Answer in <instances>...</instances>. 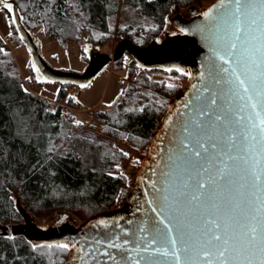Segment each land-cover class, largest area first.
<instances>
[{
    "label": "snow or ice",
    "instance_id": "6c2138e0",
    "mask_svg": "<svg viewBox=\"0 0 264 264\" xmlns=\"http://www.w3.org/2000/svg\"><path fill=\"white\" fill-rule=\"evenodd\" d=\"M0 5V11L10 14L9 26H15L13 3L0 0ZM202 16L206 23L196 32L209 41L210 55L199 74L202 83L191 85L193 97L184 105L195 115L176 125L171 146L161 150L167 153L160 170L164 179L152 181V193H145L153 195L148 203L155 205L151 211L158 219L151 228L138 226L134 244L122 239L129 233L121 230L120 235L93 239L91 245L33 244L34 251L79 247L81 264H104L97 256L111 264H156L154 256L167 257L170 264H264V0H219V7L213 5ZM221 26H226L223 35ZM29 67L38 83H54L40 76L34 62ZM164 70L192 77L180 67ZM99 223L107 227L105 220ZM108 250L119 252V258Z\"/></svg>",
    "mask_w": 264,
    "mask_h": 264
},
{
    "label": "trees",
    "instance_id": "16d2710c",
    "mask_svg": "<svg viewBox=\"0 0 264 264\" xmlns=\"http://www.w3.org/2000/svg\"><path fill=\"white\" fill-rule=\"evenodd\" d=\"M12 1L30 34L42 33L64 48L82 36L101 46L127 38L144 47L164 32L173 7H188L195 0ZM11 32L12 39L25 45L16 26ZM0 49V224L23 222L17 200L31 218L42 211L80 209L88 219L118 207L117 198L127 183L121 169L126 156L114 141H126L137 150L148 148L170 99L189 77L167 72L179 77L180 84L169 89L165 80L150 77L165 72L139 69L129 57L130 81L123 95L112 107L95 111V122L86 129L75 123L72 110L63 107L77 106L67 97L69 86L59 85L53 101L35 95L25 87L1 34ZM122 63L111 66L119 69ZM95 124L102 126L101 134L92 132ZM66 254L55 247L34 251L21 237L0 238V264H63Z\"/></svg>",
    "mask_w": 264,
    "mask_h": 264
},
{
    "label": "water",
    "instance_id": "95a60500",
    "mask_svg": "<svg viewBox=\"0 0 264 264\" xmlns=\"http://www.w3.org/2000/svg\"><path fill=\"white\" fill-rule=\"evenodd\" d=\"M9 2L13 3L17 15L16 29L20 37H24L23 41L28 48L32 62L40 69V76L45 80L54 81L60 86L79 87L81 83L91 84L97 75L108 65L120 61L124 54L128 55L136 66L140 65L141 67L138 68L142 70L166 72L164 70L166 68L180 67L186 72L192 73V77L188 78L186 85L170 99L167 113L151 135L146 155L138 167L135 180L129 189L123 191L118 207L95 214L80 224L63 219L55 226L42 229L35 224L34 219L17 200L16 209L23 222L10 225L0 224V238L21 237L31 247L33 244L55 245L57 243H75L78 246H84L86 243L91 245L93 239H103L107 234L120 235L121 230H126L129 233L122 239L127 238L133 244L136 243V236L139 235L136 232L138 226L143 224L151 228L158 219L156 214L151 211V207L155 205L148 203L153 200V195L145 193H152L150 187L152 181L158 180V178L161 181L164 179L160 175V170L164 167L162 160L166 159L167 153L161 150H167L171 146L176 125L181 120H187L189 116L195 115L191 107L185 109L184 105L193 97L195 90L191 85L202 83L199 74L204 71L205 61L210 55L209 41L203 34L196 32V28L206 23L202 13L212 8L213 5L219 7V0L210 2L200 13L190 10L189 18L180 14L174 16L171 19V24L177 33L166 35L160 41L153 40L144 47H136L129 39L124 38L115 45L112 53L91 50L88 53V63L81 73L58 71L49 66L43 59L31 34L21 23L16 4L12 0ZM225 27L221 26L219 35L224 34ZM182 28L188 30L189 34L185 35L181 32ZM221 103L224 107L228 106L223 101ZM232 108L235 110L236 105H232ZM182 112H186L187 115L181 116ZM169 117H171V121H169ZM163 186L167 187V185ZM100 220H105L107 227L101 225ZM104 250H106L104 247H100V251ZM108 251L114 252L119 258V252ZM79 255V247L76 250L67 251L63 264H81V261L76 259ZM153 259L156 264H170L167 257L154 256ZM97 261L111 264L106 257L102 256H97ZM89 264H96V261H89Z\"/></svg>",
    "mask_w": 264,
    "mask_h": 264
},
{
    "label": "rangeland",
    "instance_id": "374dc122",
    "mask_svg": "<svg viewBox=\"0 0 264 264\" xmlns=\"http://www.w3.org/2000/svg\"><path fill=\"white\" fill-rule=\"evenodd\" d=\"M213 0H195L188 7L172 8L169 16L167 17V23L164 32L157 38V41L162 40L166 35H173L177 33L175 28L171 24V19L180 14L185 18L190 17V10L201 12ZM6 12V10H5ZM0 11V34L7 44V49L13 54L19 69L21 78L24 82L25 87L34 93L35 95L53 101L58 95L60 86L55 83H38L36 80V73L29 67V63L32 62L28 48L20 45L16 40L12 39L11 27L9 26L10 21L6 17L10 16L7 12ZM7 15V16H6ZM12 33V32H11ZM33 40L38 46L43 59L49 66L58 71L81 73L85 69L87 63H85L84 55L88 59V53L91 50L98 51L100 53H112L115 45L119 42L118 40L112 39L111 42L106 43L104 46L91 44L86 42V38L82 36L81 41L74 43L68 42L63 48L58 45L54 38H49L42 33L33 32L31 33ZM88 48V52H84V48ZM88 61V60H87ZM119 62V61H118ZM130 67V59H123V63L119 69H113L108 65L91 83V87L79 88V87H67V97H75L79 103H76V108H71V115L75 121H80L81 126L89 129L90 124L95 122L94 112L107 109L109 104L113 105V101L117 100V97L121 95L125 87L129 83L128 71ZM31 77V79H29ZM150 77L155 80H165L168 84H173L179 88V77L173 76L172 74L165 73H151ZM188 82V81H187ZM186 82V83H187ZM186 83L182 86H185ZM181 86V87H182ZM65 104V102L63 103ZM102 126L95 124L92 129L94 133L101 134ZM117 148L123 152H127L126 159L121 164V169L127 175V183L123 190L120 191L117 198V206L123 194V191L129 189L135 180L138 167L146 155L147 148L137 150L129 145L126 141H114ZM138 161V163L136 162ZM35 224L42 229L50 226L57 225L63 219L73 221L76 224H80L81 221L86 219V214L80 209L73 210H53L47 212H39L34 214Z\"/></svg>",
    "mask_w": 264,
    "mask_h": 264
},
{
    "label": "flooded vegetation",
    "instance_id": "af4514ba",
    "mask_svg": "<svg viewBox=\"0 0 264 264\" xmlns=\"http://www.w3.org/2000/svg\"><path fill=\"white\" fill-rule=\"evenodd\" d=\"M194 12H195V13H199V12H197V11H194ZM125 57H128V58H129L128 55L124 54L123 57L121 58V60H123ZM87 63H88V62H87Z\"/></svg>",
    "mask_w": 264,
    "mask_h": 264
},
{
    "label": "built area",
    "instance_id": "2783aa9c",
    "mask_svg": "<svg viewBox=\"0 0 264 264\" xmlns=\"http://www.w3.org/2000/svg\"><path fill=\"white\" fill-rule=\"evenodd\" d=\"M63 107L66 109V110H72L71 108H68L67 106H64Z\"/></svg>",
    "mask_w": 264,
    "mask_h": 264
},
{
    "label": "crops",
    "instance_id": "0c3cea01",
    "mask_svg": "<svg viewBox=\"0 0 264 264\" xmlns=\"http://www.w3.org/2000/svg\"><path fill=\"white\" fill-rule=\"evenodd\" d=\"M3 12H5V10L3 11ZM6 13V12H5ZM7 16V15H6Z\"/></svg>",
    "mask_w": 264,
    "mask_h": 264
}]
</instances>
